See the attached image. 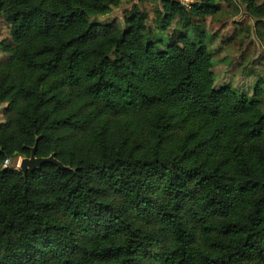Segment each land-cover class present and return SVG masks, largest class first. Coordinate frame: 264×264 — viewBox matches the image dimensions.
Instances as JSON below:
<instances>
[{
  "label": "trees",
  "instance_id": "trees-1",
  "mask_svg": "<svg viewBox=\"0 0 264 264\" xmlns=\"http://www.w3.org/2000/svg\"><path fill=\"white\" fill-rule=\"evenodd\" d=\"M223 1L161 0L164 42L97 21L125 0H0V264H264L262 103L189 35ZM36 145L67 169L6 166Z\"/></svg>",
  "mask_w": 264,
  "mask_h": 264
},
{
  "label": "rangeland",
  "instance_id": "rangeland-1",
  "mask_svg": "<svg viewBox=\"0 0 264 264\" xmlns=\"http://www.w3.org/2000/svg\"><path fill=\"white\" fill-rule=\"evenodd\" d=\"M192 4L194 0H182ZM137 6L148 15L147 26L153 31L156 40L169 41L177 28L178 19L167 31L157 27L156 11L161 7V0H125L120 8L109 16L97 21L116 22L124 27L126 16L132 15ZM0 41L11 42L10 27L0 18ZM195 33V34H194ZM190 30L192 38L206 36L209 50L214 54L215 87L221 89L230 86L239 95L249 99H258L264 111V28L258 26V20L250 16L241 0H224L221 11L214 17H208L200 30ZM5 55L0 52V60ZM6 104L0 103V124L6 122ZM23 158L11 162L13 169L20 170Z\"/></svg>",
  "mask_w": 264,
  "mask_h": 264
},
{
  "label": "water",
  "instance_id": "water-1",
  "mask_svg": "<svg viewBox=\"0 0 264 264\" xmlns=\"http://www.w3.org/2000/svg\"><path fill=\"white\" fill-rule=\"evenodd\" d=\"M37 149L38 146L36 145L31 150V156L22 159L20 171L23 172L25 177H27L29 173H34L36 170H39L46 165H54L61 169H67L61 162L56 159L55 155H51L48 158L37 157Z\"/></svg>",
  "mask_w": 264,
  "mask_h": 264
},
{
  "label": "built area",
  "instance_id": "built-area-1",
  "mask_svg": "<svg viewBox=\"0 0 264 264\" xmlns=\"http://www.w3.org/2000/svg\"><path fill=\"white\" fill-rule=\"evenodd\" d=\"M10 164H11V162H10V161H8V162L6 163V166H7V167H9V166H10Z\"/></svg>",
  "mask_w": 264,
  "mask_h": 264
}]
</instances>
